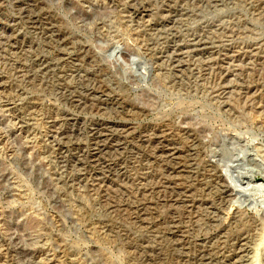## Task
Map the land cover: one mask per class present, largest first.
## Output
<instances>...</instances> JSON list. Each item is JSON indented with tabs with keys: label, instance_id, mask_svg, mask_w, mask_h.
I'll return each mask as SVG.
<instances>
[{
	"label": "rangeland",
	"instance_id": "374dc122",
	"mask_svg": "<svg viewBox=\"0 0 264 264\" xmlns=\"http://www.w3.org/2000/svg\"><path fill=\"white\" fill-rule=\"evenodd\" d=\"M0 264H264V0H0Z\"/></svg>",
	"mask_w": 264,
	"mask_h": 264
},
{
	"label": "bare ground",
	"instance_id": "6f19581e",
	"mask_svg": "<svg viewBox=\"0 0 264 264\" xmlns=\"http://www.w3.org/2000/svg\"><path fill=\"white\" fill-rule=\"evenodd\" d=\"M165 140V139H164ZM142 141V140H141Z\"/></svg>",
	"mask_w": 264,
	"mask_h": 264
}]
</instances>
